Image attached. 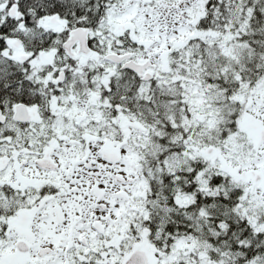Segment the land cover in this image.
<instances>
[{
    "label": "snow or ice",
    "instance_id": "obj_1",
    "mask_svg": "<svg viewBox=\"0 0 264 264\" xmlns=\"http://www.w3.org/2000/svg\"><path fill=\"white\" fill-rule=\"evenodd\" d=\"M0 264H264V0H0Z\"/></svg>",
    "mask_w": 264,
    "mask_h": 264
}]
</instances>
